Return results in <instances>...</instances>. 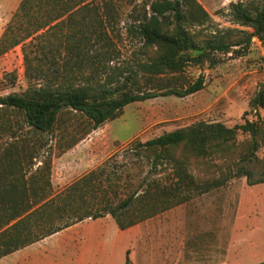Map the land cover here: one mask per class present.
Instances as JSON below:
<instances>
[{"label":"rangeland","instance_id":"rangeland-1","mask_svg":"<svg viewBox=\"0 0 264 264\" xmlns=\"http://www.w3.org/2000/svg\"><path fill=\"white\" fill-rule=\"evenodd\" d=\"M21 1L0 0V96L22 93L40 83V72L50 70L51 54L48 53L47 59L43 57L50 44L55 65L61 69L68 56L60 43L74 30H78L77 35L68 41H76L86 32L82 12H73L70 14L73 21L82 20L81 23L73 24L65 15L48 30L43 28L30 33L31 28H26L15 16ZM196 1L209 18L203 25L184 26L198 46L214 37L234 43L243 35L242 31H252L233 20L229 3L241 1L252 9L264 5V0ZM111 2L113 28L109 26L106 31L114 52L111 61L105 59L100 66L87 68V72L97 74L96 79H102L106 73L115 78L122 71L133 73L137 63L148 61L158 53L155 46L142 48L137 37L127 35L130 0ZM194 53L188 52L189 55ZM135 73L134 79L127 82L128 87L142 92L158 94L169 88L183 90L199 77L203 78L204 86L183 97L159 95L129 103L118 117L95 129L96 134L104 138L108 150L96 155V160L85 168L93 167L96 172L86 185L81 206L100 207L105 200L117 203L133 192L141 198L122 216L123 222H134L123 231H118L114 217L103 212L101 218L110 221L118 232V247L97 253L95 260L88 264H258L264 261V181H259L264 178V109H252L249 105L254 93L264 85V43L254 36L249 45L233 46L228 53L212 52L208 60L188 63L178 72ZM245 121L258 127L256 151L251 148L249 132L237 129L232 141L221 149L210 148L202 157L189 148H174L171 154L183 160L184 171L164 159L155 166L152 152L136 148L137 142L197 122H219L234 127ZM0 122L6 126L11 124L20 136L17 140L3 133L0 135L2 147L10 143L21 146L23 141L30 147L36 139L27 132L20 114H5ZM89 131L90 123L83 114L62 111L53 130L45 133L46 151L36 159H23L26 171L35 172L41 167L39 162L46 158L50 161L51 175L53 156L70 149L94 130ZM83 172L85 170L80 173ZM77 175L69 176L68 181ZM216 181L221 184L216 186ZM51 189L54 193L55 188ZM77 203L79 201L70 204ZM83 233V228L79 229L76 237L85 236ZM71 244L77 247L83 241L76 238ZM39 257L38 251L20 249L1 257L0 264H43ZM56 260L60 262L54 264H64L60 255Z\"/></svg>","mask_w":264,"mask_h":264},{"label":"trees","instance_id":"trees-1","mask_svg":"<svg viewBox=\"0 0 264 264\" xmlns=\"http://www.w3.org/2000/svg\"><path fill=\"white\" fill-rule=\"evenodd\" d=\"M111 1L20 2L15 16L26 24V28H31L30 33L43 28L48 30L61 22L65 15H68L67 21L73 24L81 23L82 20L73 21L70 15L73 12H82L81 18L87 25L86 32L77 37L76 41L68 39H74L78 30L71 32L64 39V43H60L68 56L61 69L55 65L54 51L50 44L43 52L46 59L48 53L51 54L50 70L40 72V83L29 86L22 93L0 96V117L11 113L20 114L27 132L36 137L30 147H27L24 141L21 146L16 143H10L6 147L0 146V258L85 218L101 217L104 211L114 217L120 229L134 224L133 221L123 222L122 216L130 210L134 201L141 198L136 192L117 203L105 200L100 207L81 206L86 185L95 170L58 193H53L51 189L49 159L44 158L39 165L41 167H37L35 172L26 171L27 164L23 163V159H36L46 151L45 133L47 135L53 130L62 111L72 110L83 114L90 123V131L95 130L104 122L118 117L124 106L129 103L159 95L173 94L183 97L201 90L204 86L203 78L199 77L183 90L169 88L158 94L151 91L142 92L128 87L127 82L134 79L135 72L147 75L178 72L188 63L199 64L208 60L212 52L228 53L233 46L249 45L254 36L264 43V5L252 9L241 1L229 3L233 20L239 25L251 28L252 31H242L243 35L234 43L214 37L198 46L184 26L203 25L209 18L196 0H130L127 35L137 37L142 48L155 46L158 53L148 61L137 63L133 73L122 71L116 78L106 73L102 79H96L97 74L87 72V68L100 66L105 59L111 61V54L114 52L106 31L109 26L113 28ZM40 13L46 15L43 17ZM54 50L59 52L58 48ZM190 50L195 53L189 55ZM249 105L252 109H264V85L254 93ZM237 129L249 132L251 148L256 151L259 146V130L250 121L234 127H226L219 122H197L164 132L144 142H137L136 148L152 152L155 166L164 159L183 170V160L174 158L171 154L174 148H189L196 156L202 157L208 154L210 148L221 149L232 141ZM3 133L13 139L20 138L17 129L14 130L11 124L6 126L0 122V135ZM184 176H187L185 172ZM188 179L192 180L191 177ZM259 181L263 182L264 178ZM220 184V181L215 183L216 186ZM72 201L79 203L72 206ZM258 264H264V261Z\"/></svg>","mask_w":264,"mask_h":264},{"label":"crops","instance_id":"crops-1","mask_svg":"<svg viewBox=\"0 0 264 264\" xmlns=\"http://www.w3.org/2000/svg\"><path fill=\"white\" fill-rule=\"evenodd\" d=\"M104 142V138L97 135L96 130H94L70 149L60 155L53 156L50 180L52 187L55 188L54 193L60 192L93 169V167L90 169L85 168L90 161L96 160V155H101L108 150L105 149ZM82 170H85V172L80 173ZM76 174L79 175L72 181H68L69 176L72 177ZM109 222L104 221L101 217L85 218L21 249L38 251L40 254L39 259L43 264L60 262L56 260L58 255H60L64 264H88L90 260H95L97 253L109 252L118 247V232L112 228ZM82 228L85 236L76 237L78 230ZM117 229L118 231L124 230L119 227ZM114 234H117V236L115 237ZM76 238H80L83 244L77 247L73 246L71 243ZM67 254L71 256H65Z\"/></svg>","mask_w":264,"mask_h":264}]
</instances>
